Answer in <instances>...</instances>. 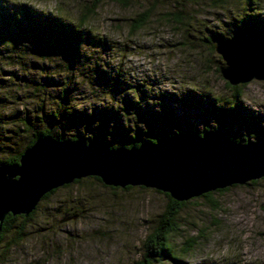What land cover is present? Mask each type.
Instances as JSON below:
<instances>
[{"label": "rangeland", "instance_id": "1", "mask_svg": "<svg viewBox=\"0 0 264 264\" xmlns=\"http://www.w3.org/2000/svg\"><path fill=\"white\" fill-rule=\"evenodd\" d=\"M8 1L27 4L35 12L78 28L84 9L96 0ZM98 1L85 29L90 40L76 54L31 51L38 46L35 37L16 49L0 43V94L8 97L0 98L1 120L41 116L58 102L69 101L72 115L51 126L45 122L54 133L88 139L106 129L103 134L114 145L130 142L128 137L136 130L142 139L173 134L178 127L201 131L222 123L231 131L264 130V81L241 84V109L251 115L246 120L230 114L223 122L206 109L212 97L232 98L227 81L217 72L224 63L210 42L217 33L232 36L229 33L245 15L249 0ZM253 1L255 14L264 17V0ZM147 10L152 15L146 26L131 33L133 19ZM47 74L59 86L40 84L39 92L34 85ZM59 87L72 91L68 97L61 96ZM130 98L138 100L139 116L122 113L113 125L104 124L101 109L119 110ZM180 98L191 105L185 106ZM161 104L175 106L170 121L151 120L147 115L146 109L156 111ZM83 113L92 118L84 119ZM3 124L7 126L0 128V157L5 158L21 150L26 141L9 147L18 140L17 129L6 121ZM46 127L37 122V129ZM166 194L143 186L114 190L89 177L60 187L38 205L23 241L12 243L16 228L8 233L0 245V262L135 264L143 258L148 236L160 227L169 206ZM64 218L68 221L62 223ZM178 221L180 229L171 239L184 264H264V177L224 192L213 191L210 199H190ZM191 246L189 252L179 253Z\"/></svg>", "mask_w": 264, "mask_h": 264}, {"label": "water", "instance_id": "2", "mask_svg": "<svg viewBox=\"0 0 264 264\" xmlns=\"http://www.w3.org/2000/svg\"><path fill=\"white\" fill-rule=\"evenodd\" d=\"M214 43L224 63L221 75L231 86L264 81V34L238 29ZM86 177H98L106 186H143L177 202L189 201L263 178L264 138L236 142L222 127L131 148H110L99 138L84 142L40 137L19 163L0 164V229L9 214L28 217L46 194Z\"/></svg>", "mask_w": 264, "mask_h": 264}, {"label": "trees", "instance_id": "3", "mask_svg": "<svg viewBox=\"0 0 264 264\" xmlns=\"http://www.w3.org/2000/svg\"><path fill=\"white\" fill-rule=\"evenodd\" d=\"M120 3H126L128 0H118ZM194 1V0H190ZM219 1H226V0H219ZM231 1V0H230ZM248 9L243 15L240 20L235 25V29L231 30L229 35H232L234 31L238 29H246L250 28L255 31H258L262 34H264V17L260 14H255V7L253 8L252 0H249ZM99 1L96 0L95 2H92L91 5L86 6L84 9V14L82 15V18L80 19L78 23V28L75 27V25H64L56 21L52 16L42 14L39 12L33 11L27 4H10L8 0H0V43L4 45V47L10 49L14 48L16 49L19 46V43L26 44L30 41L32 38H34V41L38 46L35 48H30L31 51L38 50L41 54H44L43 49L46 52L55 53L56 51L65 52L67 54H76L77 49L82 44H87L90 40L87 36V33L85 29L87 28V22L89 17L94 15L98 9ZM255 9V10H254ZM250 11V12H249ZM152 13L151 11L147 10L142 13H140L137 17H135L132 21L131 33H138L140 30H142L146 23L149 21ZM223 36L222 34H215V36L211 40V49L212 51L215 50L214 40L219 37ZM73 59V58H72ZM74 63V59H73ZM30 64V63H29ZM220 72V68L217 70V72ZM221 73V72H220ZM28 75V74H27ZM29 76V75H28ZM29 77L34 78L33 75H30ZM43 85L54 87L55 85L59 86V82H56L53 80L52 75H46L45 78L40 79L35 85V89L39 92L42 91L38 86ZM54 85V86H53ZM226 87L231 90L232 92V98H214L212 97V102L207 106V110L211 113V115L216 116L218 118H222L223 122L226 121V118L228 115L232 114L235 116H238L240 119H247L250 118L251 115L249 112L241 109L242 107V97L243 92L241 90V84L237 86H231L228 82L226 83ZM60 89V87H59ZM49 90V88H45V91ZM61 96L68 97L66 94L69 91H72V89L69 88H62L61 87ZM44 92V91H43ZM0 98L8 99L5 94H0ZM180 101L185 105H191V102L188 99H181ZM68 104H70L69 101L66 102H58L56 107H53L51 111H45L44 107L40 105V107L45 111L41 116L36 115H24L22 118L15 119L13 116H7V119L9 120H1L0 124H3V121H6V123H9V125H12V127H16L14 133L17 135L16 142L10 143L9 147H12L13 145H16L19 140L26 141L23 145V148L20 150L19 148L13 153L8 154L5 158L0 157V164L6 163V164H14L19 163L20 158L23 154V152L32 146L34 142L43 136H51L55 139L59 140H67V141H77V140H83L84 142H88L92 139H102L104 142L107 143V145L110 148H118V147H136L140 146L143 142H155L159 138L162 137H173L176 135H179L182 132H187L191 134H198L201 135L204 131L211 130L209 127H204L201 131L197 128H190V129H183L182 127L176 128V132L169 135H156L153 138L148 139H142L139 137V134L141 133L140 130H136V132L131 133L128 137L130 139V142H120L117 143V145L111 144L110 141L105 136V130L102 129V133H96L94 136L85 139L83 135L78 136L74 135L71 137H65L63 135H59L54 133L51 128L48 127V125L51 126L53 123H59L62 119L68 118V115H72L73 113L69 111ZM124 105L119 109L116 110V108L111 107H103L102 113L100 115V118L104 120V124L106 125H113L114 122H117V115L119 114H126L125 116L128 117V114H134V116H139L140 111V104L138 100H135L134 98H130L128 102H124ZM122 110V112H121ZM148 112V116L152 119H159V118H166V120L170 121L175 110V106H171L170 104H161V106L158 108V110L154 109H146ZM81 114V112H80ZM84 119L92 118L90 114L83 113L82 114ZM94 116V114H93ZM37 122L44 123L47 127L45 129L36 128ZM47 122L48 125L45 123ZM173 123V121H171ZM7 125L3 124L0 125V128H3ZM38 127V126H37ZM222 127L226 129V131L229 134V138L236 141V142H246L247 139H252L253 137L258 138H264V130H260L258 128H251L252 130H248L247 132L235 130L231 131L228 129V127L222 123L216 126L214 129ZM117 128V127H115ZM120 128V127H118ZM23 133H26L24 136ZM141 136V134H140ZM27 139V140H25ZM5 145V144H4ZM3 148L0 145V149ZM94 178L97 181L101 182V180L97 177H89ZM83 179V178H82ZM76 180L75 183H80L81 180ZM252 183L257 182V180L251 181ZM73 184V183H72ZM71 185V184H70ZM70 185L64 186V188L69 187ZM119 188V187H118ZM132 186H127L123 188L124 190H130L132 189ZM112 189L116 190L115 187H112ZM57 189L51 191L50 193L46 194L40 203L46 199H48L53 193L56 192ZM227 190V189H226ZM225 189L219 190V192H224ZM211 194L207 193L202 195L201 197L210 199ZM169 200V206L164 212V217L162 219V222L160 224V227H157L147 238L146 240V249L143 255V258L136 262L135 264H164L168 262V260H171L173 264H184L180 255L178 253H175L174 251V245L172 242L171 237L176 234L179 229V215L182 209L187 205L188 201L184 202H177L173 200L168 194H166ZM39 203V204H40ZM38 204V205H39ZM37 208L28 216L25 217L23 215H17L13 216L9 214L5 220L4 223L1 226L0 229V245L3 243L5 237L8 235L9 232H11L13 229L16 228V232L13 236L12 243L14 245L19 244L21 241L24 240L25 236V229L30 220H32L34 214L36 213ZM197 239V238H196ZM198 240V239H197ZM193 246L188 247V249H181L180 252H183L184 254L189 252L188 250L192 249ZM1 264V262H0Z\"/></svg>", "mask_w": 264, "mask_h": 264}]
</instances>
